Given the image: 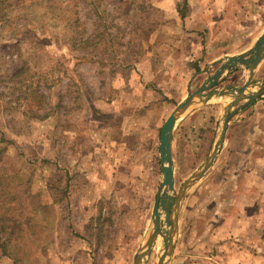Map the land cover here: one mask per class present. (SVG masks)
<instances>
[{"label":"rangeland","instance_id":"rangeland-1","mask_svg":"<svg viewBox=\"0 0 264 264\" xmlns=\"http://www.w3.org/2000/svg\"><path fill=\"white\" fill-rule=\"evenodd\" d=\"M263 30L264 0H0V220L14 236L0 264H133L160 185L161 125L218 68L212 51L236 53ZM188 55L210 65L193 75ZM132 97L146 109L131 116ZM223 103H208L215 125L198 112L207 105L175 125L174 194L212 148ZM122 130L138 176L105 167ZM226 165L185 192L171 264H264V195L249 208L253 180ZM161 249L157 236L145 264Z\"/></svg>","mask_w":264,"mask_h":264},{"label":"water","instance_id":"water-1","mask_svg":"<svg viewBox=\"0 0 264 264\" xmlns=\"http://www.w3.org/2000/svg\"><path fill=\"white\" fill-rule=\"evenodd\" d=\"M264 59V32L256 39L253 46L245 53L226 58L215 72L193 92L189 93L178 103L160 127L158 133L157 159L160 174V185L157 190L155 204L152 210L150 229L144 244L136 253L133 264H145L152 246L159 235L161 238V252L155 264H168L172 255L177 234V213L182 198L196 181L211 168L221 148L228 121L234 114L258 100L264 94V80H254V71ZM241 67L247 71V77L240 86H224L215 88L219 77L232 69ZM257 88L247 93L248 89ZM228 99L223 106L217 137L208 152L203 164L186 179L177 194L173 191L171 141L175 125L194 107L207 105L210 100ZM242 103V104H240ZM240 104V105H239ZM162 215V220L160 219Z\"/></svg>","mask_w":264,"mask_h":264},{"label":"crops","instance_id":"crops-1","mask_svg":"<svg viewBox=\"0 0 264 264\" xmlns=\"http://www.w3.org/2000/svg\"><path fill=\"white\" fill-rule=\"evenodd\" d=\"M263 32L264 30L261 31L255 37V39L251 41V43L248 46L244 47V49L242 50L240 49L236 53L224 54L223 51H221L220 53H217V51L215 50L212 51L213 53L212 57H214V60H212L211 62L212 63H218L219 61L223 62L228 57L237 56V55L247 52L253 46L256 39ZM216 44H218V42H215V45ZM202 50L204 52H208L207 48L205 47L202 48L201 51ZM193 57L194 56L192 55H188V58L190 59L189 60L190 70L192 71L191 73L193 75H197V74L199 75V73H201V71L203 70V67L206 68L210 64L209 63L207 64V62H205V59H203V55L201 56V62H199L200 60L194 61ZM139 65L143 67L144 64L143 65L139 64ZM195 69H197L198 71L194 72ZM246 77H247V71L245 69L241 67L232 69L228 72L223 73L219 77L216 83V88H221L224 86H240L245 81ZM254 80H256L257 82L264 80V59L257 65L254 71ZM116 83H118L117 79H116ZM256 89L257 88L255 87L252 89H248L247 93L253 92ZM134 100H135L134 97H132L130 101L124 99V103L128 105L126 107H129L130 111L132 110L131 116L134 114H137L138 110L146 109V107L141 106L142 108H136L137 109L136 110L134 108L136 107L135 106L136 103ZM222 101L224 102L222 104V109H223V106L227 103L228 99L225 98ZM69 131H74V137L77 135L76 134L77 131L75 127L69 126ZM122 132L123 130L121 131V136H120L119 141L117 140V137L113 141H109L108 139L109 145L111 143L115 144L116 151H113L114 155H113L112 160H105V162L107 161L105 163V167L106 165L107 166L112 165V169H113V167H115L114 165H117L120 162H122L121 165L125 164V166H127L126 172L129 174V176H133L134 174L138 176L139 171L144 170V165L142 161L135 157V154H136L135 152L138 149L137 148L138 144L136 146L133 144L132 145L129 144L126 147V141L123 139L124 135L122 134ZM117 157L119 158L115 161V158ZM230 157H233V158L230 159ZM221 160H223L224 163L227 164L226 166H224V168L225 170H227L228 173L232 172L233 177L235 176L236 177L239 176L242 178L248 177L251 180H253V183H252L253 186L248 184L247 185L249 186L248 190L247 192H245L249 195V208L252 207L253 204L255 203H253L254 199L251 198V195H254V194L264 195V94L260 96L258 100L252 102L250 105L238 110L234 114V116L231 117L230 120L228 121L221 148L210 169H212ZM80 161H83V160L80 159ZM108 162H111V163H108ZM231 162H234L235 163L234 166L236 165L237 166L236 167L233 166V168L229 170ZM83 163L84 162H82V168H81L82 172H80L79 176H92L95 173V170L91 168L92 164L90 165L87 163H84V164ZM234 163H232V165ZM242 163L248 164L247 171L240 172L241 169H243V168H240ZM238 201L239 200L232 202L235 210L242 209L241 203ZM177 226H178V218H177ZM223 234H225V231H223L221 238H217L218 241H221V243L219 244H223L222 239L225 238ZM177 240H178V235H176L175 243H174L173 250H172V255H171V258L168 264L172 263V260L174 257L173 255L177 247Z\"/></svg>","mask_w":264,"mask_h":264},{"label":"trees","instance_id":"trees-1","mask_svg":"<svg viewBox=\"0 0 264 264\" xmlns=\"http://www.w3.org/2000/svg\"><path fill=\"white\" fill-rule=\"evenodd\" d=\"M183 5H185V2L183 3ZM197 71H198L197 69L194 70V72H197ZM57 81H55V82H57ZM219 111H220L219 106H209V105L204 106L202 109L198 110L199 114H201V115L206 114L205 112L209 113L208 114L209 115V118L206 121V126H208V127L209 126H212V125H215V123H216V116H217V114H219ZM199 125H201V124H199ZM189 129H190V126H189ZM1 155L2 154L0 152V160H1ZM5 224H7V223H4L3 220H0V253H3V254L6 253V250H5V248H6L5 242L7 240H9V237H11V238L14 237L11 234H7L6 235L7 228H6V226H4ZM9 231H12V229L10 228ZM1 235H6V236H3L4 237L3 238V237H1ZM2 240H5V241L2 242Z\"/></svg>","mask_w":264,"mask_h":264},{"label":"bare ground","instance_id":"bare-ground-1","mask_svg":"<svg viewBox=\"0 0 264 264\" xmlns=\"http://www.w3.org/2000/svg\"><path fill=\"white\" fill-rule=\"evenodd\" d=\"M158 237H159V235H158Z\"/></svg>","mask_w":264,"mask_h":264}]
</instances>
